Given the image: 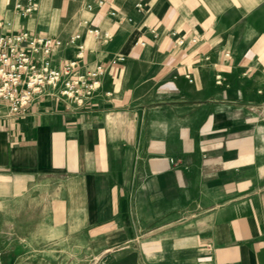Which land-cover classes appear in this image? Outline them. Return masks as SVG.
<instances>
[{"label":"crops","instance_id":"0c3cea01","mask_svg":"<svg viewBox=\"0 0 264 264\" xmlns=\"http://www.w3.org/2000/svg\"><path fill=\"white\" fill-rule=\"evenodd\" d=\"M35 1L28 16L0 1V37H59L53 66L75 61L67 78L99 88L82 103L50 90L23 114L0 103V253L264 264V44L230 54L223 35L264 0H82L60 33L53 0Z\"/></svg>","mask_w":264,"mask_h":264},{"label":"built area","instance_id":"2783aa9c","mask_svg":"<svg viewBox=\"0 0 264 264\" xmlns=\"http://www.w3.org/2000/svg\"><path fill=\"white\" fill-rule=\"evenodd\" d=\"M8 1L13 2L14 9L22 16L32 15L38 9L35 0ZM98 4L102 5L103 2L99 1ZM85 8L92 10L93 5L85 4ZM88 32L98 39H108L110 36L100 28L89 29ZM80 37L77 33L70 37V42L76 44ZM63 45V40L57 36L46 38L29 31L0 37V103L7 105L10 115L25 113L35 98L48 95L50 90L57 91L66 99L72 98L82 103L99 88L95 81L85 86L82 91L78 86L79 81L67 78L70 68L76 64L75 61L61 69L53 66L51 57ZM83 49V46L78 47V58L81 57ZM100 73L101 68L90 73V76L97 78ZM2 258L0 253V264H3Z\"/></svg>","mask_w":264,"mask_h":264},{"label":"rangeland","instance_id":"374dc122","mask_svg":"<svg viewBox=\"0 0 264 264\" xmlns=\"http://www.w3.org/2000/svg\"><path fill=\"white\" fill-rule=\"evenodd\" d=\"M81 9L82 0H53L51 14L58 16L59 33L68 27L73 16L80 14ZM226 23L223 35L234 42L230 46L232 49L226 50V53L232 54L233 49L247 53L250 49L264 44V4L249 15L243 11L229 13L226 16ZM244 63L248 64L249 60H245ZM21 246L20 241L16 240L13 246L1 252L3 264H45L38 251L28 252L21 249ZM74 264H138V262L131 248L107 255L99 262L81 260Z\"/></svg>","mask_w":264,"mask_h":264}]
</instances>
